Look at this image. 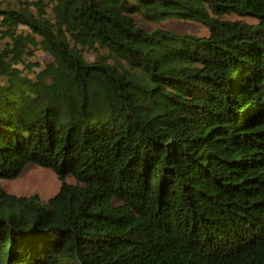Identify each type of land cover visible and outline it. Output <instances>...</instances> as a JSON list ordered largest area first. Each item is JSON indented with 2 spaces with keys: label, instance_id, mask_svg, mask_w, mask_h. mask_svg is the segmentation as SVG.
I'll use <instances>...</instances> for the list:
<instances>
[{
  "label": "trees",
  "instance_id": "trees-1",
  "mask_svg": "<svg viewBox=\"0 0 264 264\" xmlns=\"http://www.w3.org/2000/svg\"><path fill=\"white\" fill-rule=\"evenodd\" d=\"M35 1L0 0L53 54L0 65V264H264V0ZM29 163L47 200L3 185Z\"/></svg>",
  "mask_w": 264,
  "mask_h": 264
},
{
  "label": "rangeland",
  "instance_id": "rangeland-1",
  "mask_svg": "<svg viewBox=\"0 0 264 264\" xmlns=\"http://www.w3.org/2000/svg\"><path fill=\"white\" fill-rule=\"evenodd\" d=\"M41 2L43 1L36 0L33 3V10L40 15H48L52 22L57 23L60 15L56 11H52L49 5ZM138 22L149 29L162 26L179 33L189 32L199 35L208 33L207 28L202 23L185 18H166L152 21L139 17ZM18 36L21 38L20 41ZM67 38L72 46L81 49L87 56H94L91 51L87 50L88 43L85 40L78 39L70 34H67ZM51 58H53V54L46 45V41L39 35L34 36L27 25L20 24L17 28L0 31V65L16 64L17 67L25 69L27 61L35 59L37 64L40 65L39 68H35L38 71L47 69L46 63ZM68 179L72 180L71 176H68ZM2 182L9 192L18 195L39 193L44 200L55 194L62 183L58 174L52 168L35 163L27 164L18 176L4 179Z\"/></svg>",
  "mask_w": 264,
  "mask_h": 264
}]
</instances>
